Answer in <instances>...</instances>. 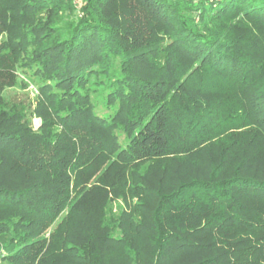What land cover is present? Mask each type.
I'll return each instance as SVG.
<instances>
[{"label": "trees", "instance_id": "16d2710c", "mask_svg": "<svg viewBox=\"0 0 264 264\" xmlns=\"http://www.w3.org/2000/svg\"><path fill=\"white\" fill-rule=\"evenodd\" d=\"M0 264H264V0H0Z\"/></svg>", "mask_w": 264, "mask_h": 264}, {"label": "rangeland", "instance_id": "374dc122", "mask_svg": "<svg viewBox=\"0 0 264 264\" xmlns=\"http://www.w3.org/2000/svg\"><path fill=\"white\" fill-rule=\"evenodd\" d=\"M12 94V93H11ZM36 96L35 89L33 86L30 85V87L25 90L24 92L18 91L17 92V97L18 99H23L24 97H28L31 101L34 100V97ZM34 126H38V121L34 120Z\"/></svg>", "mask_w": 264, "mask_h": 264}, {"label": "built area", "instance_id": "2783aa9c", "mask_svg": "<svg viewBox=\"0 0 264 264\" xmlns=\"http://www.w3.org/2000/svg\"><path fill=\"white\" fill-rule=\"evenodd\" d=\"M194 1H203V0H194ZM209 1H212V2H218V1H220V0H209ZM73 2L75 3L76 2V0H73Z\"/></svg>", "mask_w": 264, "mask_h": 264}]
</instances>
